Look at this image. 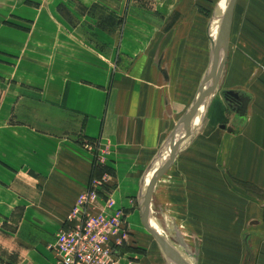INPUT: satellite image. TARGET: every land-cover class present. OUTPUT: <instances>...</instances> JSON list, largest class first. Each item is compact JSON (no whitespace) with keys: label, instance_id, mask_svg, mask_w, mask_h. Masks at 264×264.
<instances>
[{"label":"crops","instance_id":"1","mask_svg":"<svg viewBox=\"0 0 264 264\" xmlns=\"http://www.w3.org/2000/svg\"><path fill=\"white\" fill-rule=\"evenodd\" d=\"M66 1L70 0L57 2ZM166 2L172 6L177 0ZM23 9L20 19L32 20L33 26L45 18L52 21L53 30L57 27L59 34L67 29L64 16L57 11L46 14ZM244 10L246 20L258 22V34L264 37V0H251ZM121 16L118 12L81 16L88 18V30L93 21L98 30L110 25L111 30L121 33L101 40L113 46L111 51H117L111 90L110 59L97 55L95 63L101 67L98 76L85 71L91 60L68 62V70L55 61L35 78L15 76L0 95V225L8 223L16 210L21 212L15 230L9 233L14 239L0 249L3 261L55 262V234L90 178L93 151L79 144L80 137L96 139L108 151L105 166L112 168L110 195L118 206L120 203L129 208L123 198L134 192L142 194L145 176L159 162L155 163V158L163 151L170 152L175 124L182 122L203 87L201 14L192 21L179 18L158 38L155 18L132 12V19L146 20L153 30L142 40L144 22L134 23L137 39L127 48L123 47L125 24L118 28ZM128 18L126 15L125 21ZM24 33L40 35L42 31L31 27L20 35ZM247 40L249 44L257 42L264 51V41L251 31ZM199 43L201 52L194 53ZM246 47L245 51H253ZM226 90L249 96L244 114L236 112L233 101L222 91L211 93L200 124L190 129L188 138L192 140L182 142L166 168L173 173H165V182L169 176L175 186L165 184L164 194L180 197V212L209 213L206 221H199L202 228L228 226L221 223L219 213L235 211L242 205L248 212L251 206L247 203L252 199L249 187L264 190V90L243 91L233 86ZM11 91L16 93L11 95ZM158 188L154 184L150 202ZM260 204L264 208V202ZM247 224L255 228L247 230L249 236L232 242V250L217 254V261L207 258V264H264V216H249ZM207 240L219 243L220 236H208Z\"/></svg>","mask_w":264,"mask_h":264},{"label":"rangeland","instance_id":"2","mask_svg":"<svg viewBox=\"0 0 264 264\" xmlns=\"http://www.w3.org/2000/svg\"><path fill=\"white\" fill-rule=\"evenodd\" d=\"M57 1L0 0V95L5 86L8 87L11 85L9 82H13L15 76L18 79L21 77L24 79L28 76L35 78L46 71L47 67H50L51 63L55 61H60V66L68 70L71 69V66L66 64L68 62L77 63V60H91L92 65L86 68L85 71L88 73L91 70L93 75L98 76L101 74V67L95 63L97 55H105L110 59L108 69L111 73L109 75L108 89L111 90L116 70L117 51H111V47L113 46H109L101 40L102 38L109 39L108 36L110 34L115 35L117 30L115 28L111 30L110 25L109 27L105 26L103 28H106V30H98L94 26L93 21L92 26H88L90 29L88 30L87 25H85L89 23L88 18L84 19L81 17L84 14L88 17L89 14L94 16L96 13L105 12L122 13L121 19L118 21V28H122V25L125 24L123 27L125 28L123 39L124 48L131 47L132 40L137 39V30L133 28L134 23L144 22V30L140 35V39L142 40L147 37L149 30H153L152 26L147 25L146 20L138 21L137 19H132V12L145 13V17L150 14L152 18H155L156 27L160 31L157 35L158 38L165 31L170 30L174 26L173 24L179 22L177 21L179 18L184 17L192 21L191 19H195V15H198V13L201 14L204 26L203 52L199 49L201 46L200 43L198 49H193L192 51L203 54L205 79L214 59V48H220L222 46L220 44L223 35L226 36L227 22L232 4H230V7L228 6L230 10H227V7L220 10L219 7L222 0H177V5L172 4V6L166 0H160L157 4H155L156 0H85L87 1L86 4L81 3L79 0H70L61 3ZM179 1L180 3H178ZM249 1L251 0H233L232 17L228 31L229 38L226 45V59L224 68L219 75L220 78L219 80L217 78L214 86L217 92H223L227 87L232 86L243 88V91L246 88L253 91L264 90V51H260V46L257 42L249 44L247 35L251 31L253 36L256 35L259 40L262 39L264 41V37H261L260 33L258 34L260 29L258 22L246 20V16L243 13L245 12L244 6ZM23 6L25 8L28 7V11L44 12L46 14L55 11L61 13L66 20V31L59 34L57 27L53 30L52 21L49 19H39L37 25L34 26L32 20L20 19L21 16L19 14L24 11ZM126 15L129 16L127 21H125ZM217 16L219 21L217 26L213 28L214 17ZM252 17L258 18V15L252 14ZM245 22H247V25ZM255 22L257 26L253 24ZM248 25L250 28L246 30L245 26L248 28ZM31 27L39 29L42 31V34L26 35L24 33L22 36L20 35V32H29ZM213 29L214 32H217V37L212 36ZM117 34L121 33L118 31ZM118 39H120V35ZM247 45L253 51H245ZM100 48L101 50L99 51ZM129 66L130 62L128 63V68ZM81 70L84 71L83 68ZM217 76L215 72L211 76V80L213 81ZM9 93L14 95L16 92L11 91ZM200 112V108L195 109L191 114H188L187 120L184 123L182 122L180 125L178 123L175 124V134H173L174 131L171 134L173 136L177 134L181 135L180 144L192 140L191 137L188 138L185 134L198 124L195 121L199 117ZM79 141L82 147H88L93 151L92 163L95 165V156L98 149L102 148L99 142L96 139L82 137L79 138ZM164 154L165 151L160 156H157L155 163L161 159L164 160ZM97 166L100 169L105 167L103 165ZM106 167L112 172V168ZM165 173L169 175V173H173V170L169 171L164 169L160 174H155L157 177L155 185H159V188L155 191L150 202V215L156 229L170 240L172 247L176 251L180 252L181 248L185 252V255L191 259L192 264H207V261H209L207 258L216 260L217 254L222 255L223 253L230 252L233 247L232 242L235 240L239 241L241 238H247L249 236L247 230L255 229L249 227L248 224L246 225L247 218L249 216L253 218L255 215L260 214L262 217L264 216V208L260 206V203L264 202V190L252 185V188L249 187L252 193V199L247 203V205L251 206L248 212L242 210L243 205L241 203V208L235 211H221L219 213L221 223H229L228 226H220L217 229L205 226L202 228L199 225V221L201 219L206 221L209 213L180 212L178 204L180 197L174 194L170 198L164 194L163 187L165 184L168 183L173 188L175 186L174 180L170 181L169 176H166L168 177V181L165 182ZM111 198L113 199L114 196L111 195ZM142 198L143 195L136 192L124 197V201L122 200L123 203L130 205L126 209L124 206H121L123 204L119 203L118 206L115 198L113 199L115 205L123 209L127 220L125 241L119 251L122 257L120 262L122 264H178L163 249L162 242L147 230ZM221 207L224 206L221 205ZM20 214L21 212L16 210L9 218L8 223L0 225V249L6 247L11 238L14 239V235L11 236L9 233L15 230ZM261 228L264 229V226ZM217 235L220 236L219 243H210L211 241L207 240L208 236L213 237ZM195 241L200 243H196ZM214 247L219 248L216 250ZM212 253L214 255L211 256ZM240 253L241 250H239L238 255ZM0 264L11 263L3 261L0 258Z\"/></svg>","mask_w":264,"mask_h":264},{"label":"built area","instance_id":"3","mask_svg":"<svg viewBox=\"0 0 264 264\" xmlns=\"http://www.w3.org/2000/svg\"><path fill=\"white\" fill-rule=\"evenodd\" d=\"M108 151L99 148L97 165H106ZM110 173L90 179L80 193L64 225L56 233L52 246L53 264H122L119 254L127 232V220L121 207L111 198Z\"/></svg>","mask_w":264,"mask_h":264},{"label":"water","instance_id":"4","mask_svg":"<svg viewBox=\"0 0 264 264\" xmlns=\"http://www.w3.org/2000/svg\"><path fill=\"white\" fill-rule=\"evenodd\" d=\"M232 4H233V0H232ZM232 4H231V10L229 12V18H228V22H227V29H226V43H228V31H229V26H230V22H231V17H232ZM227 45V44H226ZM225 45V48L227 47ZM224 48V49H225ZM217 51H215V48H214V59H213V62H212V65L210 67V71L212 72V70L215 69L216 67V63H217V58L219 56V53L217 55V53H215ZM209 80V77H206L204 79V82L202 85H204L205 83H207V81ZM202 88V87H201ZM210 90V89H209ZM211 91V90H210ZM222 94L224 95V97L226 99L228 98H233L235 99V104L237 105L235 110L237 113L239 114H244L245 112V109H246V106H247V103H248V100H249V96L245 93H242L241 95L237 92V91H233V90H225L222 92ZM204 90L203 89H200V93L196 99V101L193 103V105L190 107V109L188 110V112L186 113L185 116H183V118L181 119V121L184 123L186 120H187V116L188 114H191L192 111L195 110L196 107H198L201 103V100H202V97L204 96ZM224 126V125H222ZM192 131H187L185 136H188L189 134H191ZM175 134V131L174 133ZM172 134V139H171V142H170V160L169 162L164 165L163 167H161L158 171H157V175L160 174L164 169H166L168 167V165L172 162V160L174 159L177 151L179 150V145L181 143V139H178V140H174V136ZM155 177V180H156V176ZM150 191H151V188L150 190L146 191L145 193V200H144V203H145V206H144V209H143V212H144V216H145V226L147 228V230L156 238L158 239L159 241L163 242V244L165 245L168 253L173 257V259L179 263V264H185V262L183 261V259L181 257H179L172 245H171V242L166 238L164 237L163 235H161L158 230L156 229V227L154 226L153 224V221H152V217L150 215V211H149V201H150Z\"/></svg>","mask_w":264,"mask_h":264},{"label":"bare ground","instance_id":"5","mask_svg":"<svg viewBox=\"0 0 264 264\" xmlns=\"http://www.w3.org/2000/svg\"><path fill=\"white\" fill-rule=\"evenodd\" d=\"M231 3H232V0H222V2L220 3L219 9L221 10V9H224V7H227L226 9L227 10H230V8L228 9V6L230 7V4ZM218 16L217 17H214L215 19L213 18L214 19V21H213L214 22V27L213 28H215L217 26V24H218V21H219V19H217ZM212 36L213 37H217V32H214V29L212 30ZM226 44H227L226 43V36L223 35V39H222V42L220 44L222 46H220V48L219 47L218 48L217 47L215 48V51H217L215 53H217V55L219 53V56L217 58L216 67H215L214 70H212V72L209 69L208 74H207V77H209V80L202 87V89L204 90V94L205 95L202 97V100H201V103H200V111L201 112H200V115L198 117V119H199L198 120V124L196 126H198L200 124L201 120H202V117L204 115V110H205L206 103L208 102L209 98L211 97V93H213V91H215V89H214L215 82H216L217 78L219 80L220 72L223 70L224 62H225V59H226V51H227V48H225V45ZM215 72L217 73L218 76L215 77V79L212 81L211 80V76H213ZM211 74H213V75H211ZM209 89L211 90V92L209 91ZM180 124H182V122H180ZM178 139H181V135H178L177 134L176 136H174V140L176 141ZM180 147H181V144L179 145V149H180ZM165 155H167V157H165ZM168 156H169V158H168ZM164 158H165L164 160L161 159L157 164H155V166L151 169V171L145 176V179H144L145 182H144V186H143L144 188H143V192H142V195H143V198H142V206H143V209H144V206H145V203H144L145 193H146L147 190L149 191L150 188L151 189L153 188V186H154V184L156 182L154 176L157 173V171L161 167H163L164 165H166L169 162V160H170V152L169 153L168 152H165ZM149 206H150V201H149ZM171 245H172V243H171ZM162 247H163L164 250L167 251V249H166L165 245L163 244V242H162ZM173 249H174L175 253L179 257H181L183 259V261L185 262V264H192L191 259L185 255V252L181 248H180V252L176 251V249L174 247H173Z\"/></svg>","mask_w":264,"mask_h":264},{"label":"trees","instance_id":"6","mask_svg":"<svg viewBox=\"0 0 264 264\" xmlns=\"http://www.w3.org/2000/svg\"><path fill=\"white\" fill-rule=\"evenodd\" d=\"M93 164H94V163H92L91 173H90V178H89V180H90L91 178H93V177H100V176L102 175V173H104V172H109V173H111V172H110V169H107L106 166L100 169V167L97 168L98 166H97L96 162H95V165H93Z\"/></svg>","mask_w":264,"mask_h":264},{"label":"flooded vegetation","instance_id":"7","mask_svg":"<svg viewBox=\"0 0 264 264\" xmlns=\"http://www.w3.org/2000/svg\"><path fill=\"white\" fill-rule=\"evenodd\" d=\"M228 99H229V98H228ZM229 101H231V102H232V101H235V99H233V98H231V97H230V100H229ZM231 105H232V107H233L234 109H235V108H236V106H237V105H236L235 103H233V102H232V104H231Z\"/></svg>","mask_w":264,"mask_h":264}]
</instances>
